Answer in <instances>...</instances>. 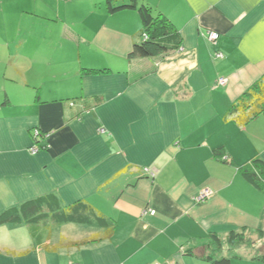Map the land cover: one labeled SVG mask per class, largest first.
Instances as JSON below:
<instances>
[{"label": "crops", "instance_id": "0c3cea01", "mask_svg": "<svg viewBox=\"0 0 264 264\" xmlns=\"http://www.w3.org/2000/svg\"><path fill=\"white\" fill-rule=\"evenodd\" d=\"M106 1L0 0V264H208L184 251L243 227L262 243L264 186L238 167L264 163V112L225 114L264 76V0H137L181 37L150 58L131 56L137 10ZM28 217L61 224L50 245L112 235L45 251ZM251 251L231 264H264Z\"/></svg>", "mask_w": 264, "mask_h": 264}, {"label": "trees", "instance_id": "16d2710c", "mask_svg": "<svg viewBox=\"0 0 264 264\" xmlns=\"http://www.w3.org/2000/svg\"><path fill=\"white\" fill-rule=\"evenodd\" d=\"M119 0H107L106 7L108 13H116L125 9H136L142 24L140 40L133 46L131 56L139 58H150L158 55H167L177 51L181 47V37L174 32L169 20L161 14L154 15L151 9L144 3L137 0H121L124 3L113 6V2ZM86 72H97V70H87ZM264 112V76L253 83L246 91L242 93L228 108L225 117L233 121L237 126H246L252 119ZM213 157L231 164L224 158L222 148L213 151ZM241 176L256 189L261 190L264 186V163L256 158L250 163L238 167ZM79 205V204H78ZM78 205H75L78 206ZM70 210V209H69ZM65 211V210H64ZM30 215H34L36 207L31 206L27 209ZM78 219L77 216L68 215L67 219ZM28 219V229L34 242V245L42 247L45 251H56L62 247H82L100 241L110 239L112 228H109L102 234H94L80 241H65L62 239L56 245L49 244L51 230L59 227L60 223H54L49 226H41V223L35 222L34 218ZM246 228H240L239 232L232 231L227 238L228 249L224 250V243L215 235H210V242L198 248H188L184 254L192 256L208 264H231L234 259L239 258L234 253V249L245 245L252 249L253 240L245 233ZM262 248H258L259 253H254V260H264V234L260 232ZM227 253V254H224Z\"/></svg>", "mask_w": 264, "mask_h": 264}, {"label": "built area", "instance_id": "2783aa9c", "mask_svg": "<svg viewBox=\"0 0 264 264\" xmlns=\"http://www.w3.org/2000/svg\"><path fill=\"white\" fill-rule=\"evenodd\" d=\"M216 37H217V34L216 33H212L211 35H210V40H215L216 39ZM218 83H219V85H224V83H225V81L223 80V79H220L219 81H218ZM38 136V135H37ZM38 152V148L37 147H34V148H32V154H35V153H37ZM151 175H152V173H151ZM209 195V193L207 192V191H204L203 193H201L198 197H197V201L199 202V201H202V200H204L207 196Z\"/></svg>", "mask_w": 264, "mask_h": 264}, {"label": "rangeland", "instance_id": "374dc122", "mask_svg": "<svg viewBox=\"0 0 264 264\" xmlns=\"http://www.w3.org/2000/svg\"><path fill=\"white\" fill-rule=\"evenodd\" d=\"M253 245H254L255 247L252 248V251H251V252H253V253H259L258 250H256V249H258V248H262V243H260V242H256V243H254ZM224 254H227V253H224Z\"/></svg>", "mask_w": 264, "mask_h": 264}]
</instances>
